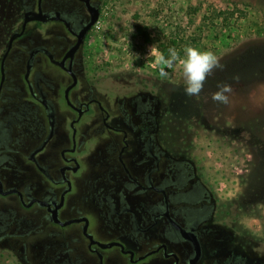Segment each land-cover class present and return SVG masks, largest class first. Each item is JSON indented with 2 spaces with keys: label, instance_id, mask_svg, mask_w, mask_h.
<instances>
[{
  "label": "flooded vegetation",
  "instance_id": "af4514ba",
  "mask_svg": "<svg viewBox=\"0 0 264 264\" xmlns=\"http://www.w3.org/2000/svg\"><path fill=\"white\" fill-rule=\"evenodd\" d=\"M10 2L0 47L7 264H264L258 217L220 192L193 130L166 127L167 90L94 64L107 0H19L16 17Z\"/></svg>",
  "mask_w": 264,
  "mask_h": 264
},
{
  "label": "rangeland",
  "instance_id": "374dc122",
  "mask_svg": "<svg viewBox=\"0 0 264 264\" xmlns=\"http://www.w3.org/2000/svg\"><path fill=\"white\" fill-rule=\"evenodd\" d=\"M10 8L11 16L22 12L19 0ZM144 31L181 55L186 46L216 54L220 67L207 77L200 99L186 95L177 66L160 77L149 53L162 51ZM6 37L7 0H0V47ZM90 47L101 71L135 72L167 90L172 121L166 127L177 126L178 135L184 126L195 132L193 147L218 170L220 192L258 217L251 228L264 239V0H107ZM223 84L232 87L228 104L212 99ZM188 117L198 121L190 124ZM3 253L0 264H7Z\"/></svg>",
  "mask_w": 264,
  "mask_h": 264
},
{
  "label": "clouds",
  "instance_id": "9594fccd",
  "mask_svg": "<svg viewBox=\"0 0 264 264\" xmlns=\"http://www.w3.org/2000/svg\"><path fill=\"white\" fill-rule=\"evenodd\" d=\"M149 54L153 56V66L158 67L159 75L162 78H166L169 74L167 69L174 66L182 70L184 90L188 96H199L207 77L212 74L215 68L220 67L219 58L214 52L200 51L193 46H186L183 49V55L175 48L168 49L167 56L153 48ZM231 92V85L223 84L212 94V99L218 103L228 104Z\"/></svg>",
  "mask_w": 264,
  "mask_h": 264
},
{
  "label": "trees",
  "instance_id": "16d2710c",
  "mask_svg": "<svg viewBox=\"0 0 264 264\" xmlns=\"http://www.w3.org/2000/svg\"><path fill=\"white\" fill-rule=\"evenodd\" d=\"M144 35L146 36V41L151 42L152 47H158L163 54L167 56L168 49L172 48V45H170L168 42L163 41L159 38H156V36H152L149 32L144 31Z\"/></svg>",
  "mask_w": 264,
  "mask_h": 264
},
{
  "label": "water",
  "instance_id": "95a60500",
  "mask_svg": "<svg viewBox=\"0 0 264 264\" xmlns=\"http://www.w3.org/2000/svg\"><path fill=\"white\" fill-rule=\"evenodd\" d=\"M95 20H96V17H95V18H93V22H95Z\"/></svg>",
  "mask_w": 264,
  "mask_h": 264
}]
</instances>
